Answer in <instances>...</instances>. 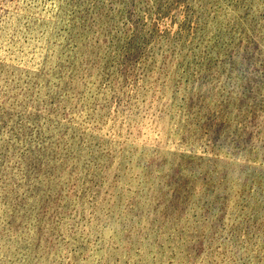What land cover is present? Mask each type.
<instances>
[{"label": "rangeland", "instance_id": "1", "mask_svg": "<svg viewBox=\"0 0 264 264\" xmlns=\"http://www.w3.org/2000/svg\"><path fill=\"white\" fill-rule=\"evenodd\" d=\"M0 264H264V0H0Z\"/></svg>", "mask_w": 264, "mask_h": 264}]
</instances>
